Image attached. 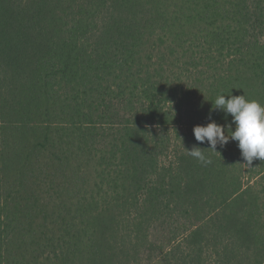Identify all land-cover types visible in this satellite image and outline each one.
<instances>
[{"label": "trees", "instance_id": "1", "mask_svg": "<svg viewBox=\"0 0 264 264\" xmlns=\"http://www.w3.org/2000/svg\"><path fill=\"white\" fill-rule=\"evenodd\" d=\"M231 94L264 0H0V264H264V160L193 133Z\"/></svg>", "mask_w": 264, "mask_h": 264}, {"label": "clouds", "instance_id": "2", "mask_svg": "<svg viewBox=\"0 0 264 264\" xmlns=\"http://www.w3.org/2000/svg\"><path fill=\"white\" fill-rule=\"evenodd\" d=\"M214 110H222L225 115H231L235 130L228 126L217 124L211 120L206 125H196L193 128L195 140L207 141L212 152H217V146L223 147L229 140L238 142L244 163L252 166L254 160H264V104L258 100L248 99L243 95H218L214 101ZM185 148V147H184ZM189 156L207 165L212 161L204 153V149L194 145L191 150L185 149Z\"/></svg>", "mask_w": 264, "mask_h": 264}]
</instances>
